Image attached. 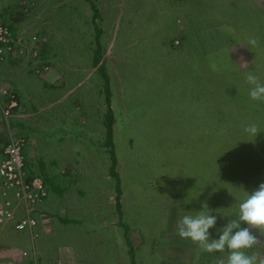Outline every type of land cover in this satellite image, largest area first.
<instances>
[{
  "label": "rangeland",
  "instance_id": "obj_1",
  "mask_svg": "<svg viewBox=\"0 0 264 264\" xmlns=\"http://www.w3.org/2000/svg\"><path fill=\"white\" fill-rule=\"evenodd\" d=\"M35 6L0 0L10 14L0 24L12 41L0 77L38 97L27 98L31 118L13 124L15 111L4 117L0 102V149L11 136L24 138L26 170L42 178L46 195L35 206L33 237L13 228L17 218L0 223L17 248L11 255L0 249V264L226 259L227 252L208 253L181 238L176 226L206 204L217 217L209 239H218L246 192L264 183V103L249 99L245 81L253 71L264 82V0ZM46 70L60 78L37 91ZM252 123L255 137L244 132ZM250 231L262 243L248 251L264 258V236Z\"/></svg>",
  "mask_w": 264,
  "mask_h": 264
},
{
  "label": "clouds",
  "instance_id": "obj_2",
  "mask_svg": "<svg viewBox=\"0 0 264 264\" xmlns=\"http://www.w3.org/2000/svg\"><path fill=\"white\" fill-rule=\"evenodd\" d=\"M258 43L255 37L248 40V45L252 48L257 47ZM245 81L249 85V99L264 103V82L260 77L249 71ZM244 132L255 137L260 130L252 123L244 128ZM195 213L184 215L177 222V232L181 238L190 239L208 253L227 252L226 259H221L219 264H264V258L258 253L248 251L262 243L252 234L251 228L258 229L260 235L264 236V183L251 194L246 192L245 199L238 205V213L220 230L218 239H209L208 230L215 226L217 217L210 215L207 205H202V210ZM241 222H245L249 227L241 228Z\"/></svg>",
  "mask_w": 264,
  "mask_h": 264
},
{
  "label": "built area",
  "instance_id": "obj_3",
  "mask_svg": "<svg viewBox=\"0 0 264 264\" xmlns=\"http://www.w3.org/2000/svg\"><path fill=\"white\" fill-rule=\"evenodd\" d=\"M12 41L8 29L0 24V60L9 54L12 49ZM18 43V41H16ZM10 96L7 111L14 107V96L7 89L0 90V96ZM8 143L2 149L0 161V223L14 220L13 228L17 231L27 230L31 236L32 229L37 223L34 216L36 205L40 204L46 195L45 184L36 173H30L25 167L26 140L20 136H11ZM17 215V216H16Z\"/></svg>",
  "mask_w": 264,
  "mask_h": 264
},
{
  "label": "crops",
  "instance_id": "obj_4",
  "mask_svg": "<svg viewBox=\"0 0 264 264\" xmlns=\"http://www.w3.org/2000/svg\"><path fill=\"white\" fill-rule=\"evenodd\" d=\"M40 0H32V3L34 4H36V6H37V3L39 2ZM36 6H35V8H36ZM34 7V6H33ZM4 14H9L8 12L7 13H3V11H0V19L2 18L1 16H3ZM10 15V14H9ZM19 16H21V14H19ZM19 61V60H18ZM17 61V62H18ZM24 62V61H23ZM50 72V71H49ZM49 72L46 70V71H44V72H40L39 73V75L37 76V78L38 79H36V80H43L44 81V83H42L43 84V87H41V88H36L37 89V91H43V90H47V88H45L44 87V84H46V83H48L50 86L49 87H52V85H54L55 86V84H56V80H57V78H60L59 77V74L57 73V72H50V75H49ZM2 75H1V77H0V90L1 89H7L8 90V92L9 93H11V94H13V95H15L14 96V98L15 99H13L12 100V102H14V107H12V111L14 112L15 111V113L11 116L12 118H11V123H12V121H14L13 119H17V117L18 118H20V120H18V121H21V120H23V121H26L27 119H30L31 117H28L29 115H31L30 113H26V110L27 109H29V101H28V97L30 96L31 97V99H32V102L34 101V102H36L37 101V98H35V97H33V95L31 94V93H26V91L25 90H19V89H16V85H14L13 83L15 82H12V79H11V81H9L8 83L7 82H4L3 80H2ZM32 80V79H31ZM31 80L29 81V83L28 84H30V82H31ZM28 88V86H26V89ZM34 88V87H33ZM33 93V92H32ZM25 94H28V95H25ZM0 102L2 103V105L4 104L5 106H7V104L10 102L9 100L7 101V100H3L2 99V96H0ZM19 107H21V108H19ZM19 109H23V112L22 113H20V111H19ZM13 124V123H12ZM15 125V124H14ZM13 125V126H14ZM14 128H16L15 126H14ZM35 141H30L29 142V145H35ZM27 146H28V143H27V141H26V147H25V150H27L26 148H27ZM30 147V146H29ZM3 149V148H2ZM2 149H0V161L2 160ZM34 150H36V149H32V151H29V152H33ZM26 158V157H25ZM26 165V164H25ZM26 167V166H25ZM0 187H1V180H0ZM45 198V197H44ZM44 200V199H43ZM42 200V201H43ZM41 201V202H42ZM0 203H1V198H0ZM41 204V203H40ZM39 204V205H40ZM41 211V212H40ZM40 211H38V215H39V218H42L41 220H40V222H42V224L43 223H46V219H45V216H44V213L42 212L43 210H40ZM60 217H64L65 216V212H64V210L63 211H61L60 213ZM39 226H41V224L39 225ZM10 233H11V231L10 232H5V229H3V228H0V249L2 250V253L1 254H3L4 255V253L5 252H3V248H6L7 250H8V252H10V254L9 255H11V253L12 254H15V253H17L16 251H17V248H15V247H13L12 245H11V241L9 242V240L10 239H12L11 237H10ZM31 236V235H30ZM31 237H33V236H31ZM1 252V251H0ZM7 252V253H8ZM25 253V252H24ZM27 253V252H26Z\"/></svg>",
  "mask_w": 264,
  "mask_h": 264
},
{
  "label": "trees",
  "instance_id": "obj_5",
  "mask_svg": "<svg viewBox=\"0 0 264 264\" xmlns=\"http://www.w3.org/2000/svg\"><path fill=\"white\" fill-rule=\"evenodd\" d=\"M114 166H115V162H114V160H113L112 163H111V169H112V170H114Z\"/></svg>",
  "mask_w": 264,
  "mask_h": 264
}]
</instances>
